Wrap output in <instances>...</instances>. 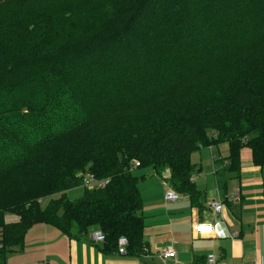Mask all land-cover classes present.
Segmentation results:
<instances>
[{"label": "trees", "instance_id": "obj_1", "mask_svg": "<svg viewBox=\"0 0 264 264\" xmlns=\"http://www.w3.org/2000/svg\"><path fill=\"white\" fill-rule=\"evenodd\" d=\"M207 143L264 169V0H0V264L36 225L140 249L135 169L191 191Z\"/></svg>", "mask_w": 264, "mask_h": 264}, {"label": "crops", "instance_id": "obj_2", "mask_svg": "<svg viewBox=\"0 0 264 264\" xmlns=\"http://www.w3.org/2000/svg\"><path fill=\"white\" fill-rule=\"evenodd\" d=\"M229 156L227 144L207 143L193 153L191 191L170 186L169 171L135 169L144 225L138 250L127 248L120 255L110 243L93 241L98 229L77 240L36 225L7 264H207L209 255L222 264H264V169L254 164L249 148L242 149L234 167ZM169 190L179 200L166 203ZM213 201L223 205L217 222L209 208ZM168 249L175 259L160 257Z\"/></svg>", "mask_w": 264, "mask_h": 264}, {"label": "built area", "instance_id": "obj_3", "mask_svg": "<svg viewBox=\"0 0 264 264\" xmlns=\"http://www.w3.org/2000/svg\"><path fill=\"white\" fill-rule=\"evenodd\" d=\"M140 164L139 163H135V167H139ZM195 180V178H192L191 181L193 182ZM98 182L95 180V178L93 176H87L84 180V184L85 186H94L96 185ZM108 181H102L99 184L104 187L105 185H107ZM177 200H179V195L172 191L169 190L168 192H166V194L164 195V201L166 203H172V202H176ZM209 208L211 209V211L213 212L214 215V220L217 222L219 221V215L221 214L222 210H223V205L220 201H213L210 203ZM235 236H237L235 234ZM92 239L95 242H100V243H104L106 238L105 235L100 232L97 231L95 233H93L92 235ZM128 240L126 237H121L118 240V253L120 255H125L127 252V247H128ZM161 258L163 259H175L176 258V254L172 249H168L166 250L163 254L160 255ZM207 260V264H222L218 258L215 255H209L206 258ZM256 264V263H253Z\"/></svg>", "mask_w": 264, "mask_h": 264}, {"label": "rangeland", "instance_id": "obj_4", "mask_svg": "<svg viewBox=\"0 0 264 264\" xmlns=\"http://www.w3.org/2000/svg\"><path fill=\"white\" fill-rule=\"evenodd\" d=\"M254 58H255V57H253V59L250 61V67H251V68H252L253 65L255 64V62H254ZM238 63H239V65H240V67H241V70H242L244 64L241 63V62H238ZM245 73H246V72H245ZM142 170H144V169H141V171H142ZM145 170H146V169H145ZM90 187H91V186H89V187H87V188H90ZM83 194H84V188H83V187H80V188L74 189V190H72L71 192H69V193H68V198H69L70 200H75V199H77V198H80ZM48 201H50V199H45V201H43V206H46L47 203H48ZM45 204H46V205H45ZM17 220H18L17 216H15V215H13V214H8V215H6V222H7V223H13V222H15V221H17Z\"/></svg>", "mask_w": 264, "mask_h": 264}, {"label": "water", "instance_id": "obj_5", "mask_svg": "<svg viewBox=\"0 0 264 264\" xmlns=\"http://www.w3.org/2000/svg\"><path fill=\"white\" fill-rule=\"evenodd\" d=\"M169 173H166V176H168Z\"/></svg>", "mask_w": 264, "mask_h": 264}]
</instances>
